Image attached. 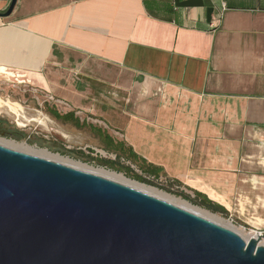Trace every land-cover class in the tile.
<instances>
[{
  "label": "crops",
  "instance_id": "obj_1",
  "mask_svg": "<svg viewBox=\"0 0 264 264\" xmlns=\"http://www.w3.org/2000/svg\"><path fill=\"white\" fill-rule=\"evenodd\" d=\"M0 68L264 229V0H17Z\"/></svg>",
  "mask_w": 264,
  "mask_h": 264
},
{
  "label": "water",
  "instance_id": "obj_2",
  "mask_svg": "<svg viewBox=\"0 0 264 264\" xmlns=\"http://www.w3.org/2000/svg\"><path fill=\"white\" fill-rule=\"evenodd\" d=\"M261 236L0 144V264H264Z\"/></svg>",
  "mask_w": 264,
  "mask_h": 264
},
{
  "label": "rangeland",
  "instance_id": "obj_3",
  "mask_svg": "<svg viewBox=\"0 0 264 264\" xmlns=\"http://www.w3.org/2000/svg\"><path fill=\"white\" fill-rule=\"evenodd\" d=\"M0 97L16 103L20 107L18 113L11 112L5 106L0 107V122L10 131L7 135L0 134L1 145L5 144L17 151L50 160L53 159V161L56 160L72 167L75 166L78 169L99 175L105 174L115 178V180L145 187L162 197L172 200L176 204L202 211L225 224H229L243 236L253 235V232L245 228L237 219L211 212L185 200L176 192V187H172L162 176L157 180L151 178L152 183L147 184L135 180L130 175L125 174L124 171L114 170L102 166L94 160L79 157L76 154L77 151H82L93 158H115V153L108 151L105 148V143L89 127V125H92L102 129L103 126L86 119L84 116H78L79 120L84 123L82 126L56 120L49 114L48 108L53 107L60 113L67 111L48 99L43 93L33 89L30 84L24 82V79L17 76L16 73L4 74L0 72ZM66 151H72V153L70 154ZM89 151L92 152L89 153ZM122 162L130 164L127 161ZM131 167L136 173H140L136 165L132 164ZM259 244L264 246V233L259 239Z\"/></svg>",
  "mask_w": 264,
  "mask_h": 264
},
{
  "label": "trees",
  "instance_id": "obj_4",
  "mask_svg": "<svg viewBox=\"0 0 264 264\" xmlns=\"http://www.w3.org/2000/svg\"><path fill=\"white\" fill-rule=\"evenodd\" d=\"M49 114L55 118L56 120H59L61 122H70L76 126H82L84 123L79 120L77 116L74 115L73 112H65V113H60L57 109L55 108H48L47 109ZM92 131H94L98 137L105 143V148L108 151H112L115 153V158L110 159V158H102V157H90V155L85 154L82 151H77L76 154L79 157H82L84 159L88 160H94L96 163L112 168L114 170L118 171H124L125 174L130 175L132 178L139 182L151 184L152 181L150 180L151 178L153 179H158L159 178V170L155 167H152L150 165H145L144 163H139L137 160V157L131 152L130 149L126 148V146L121 142L114 140L111 136L108 135V133L101 128L93 127L92 125H89ZM69 152L70 154L72 151H66ZM92 151H89L91 153ZM127 161L130 164H125L122 161ZM134 164L138 167L140 170V173H136L131 165ZM167 182L172 186H178L176 185L175 182L169 181L166 179ZM176 192L182 196L185 200L190 201L191 203L198 205L204 209H207L211 212L214 213H220L221 215L228 217L227 212L220 206L210 202L206 198H203L201 195L195 193L194 196H191L190 194L185 193L183 190H180L179 188L175 189Z\"/></svg>",
  "mask_w": 264,
  "mask_h": 264
},
{
  "label": "bare ground",
  "instance_id": "obj_5",
  "mask_svg": "<svg viewBox=\"0 0 264 264\" xmlns=\"http://www.w3.org/2000/svg\"><path fill=\"white\" fill-rule=\"evenodd\" d=\"M0 72L1 73H4V74H12V73H10V72H8L7 70H5V69H3V68H0ZM16 76V75H15ZM3 106H5V107H7L11 112H13V113H18L19 112V110H20V107H19V105L18 104H16V103H14V102H11V101H9V100H4V99H2L1 97H0V107H3ZM8 144H10V143H8ZM4 146H6V147H8V148H10V146H8V145H5V144H3ZM53 160V159H52ZM56 161V160H55ZM59 162V161H58ZM62 163V162H61ZM66 165V164H65ZM69 166V165H68ZM72 167V166H71ZM74 168H77L78 169V167H75V166H73ZM82 170V169H81ZM85 171V170H84ZM90 172V171H89ZM93 173V172H92ZM96 174V173H95ZM99 175V174H98ZM101 176H103V177H106V178H108V179H111V180H114V181H117V182H120V183H123V184H125V185H128V186H130V187H133V188H135V189H138V190H140V191H142V192H144V193H147V194H149V195H152V196H154V197H157V198H159V199H162V200H164V201H167V202H169V203H172V204H174V205H176V206H178V207H181V208H183V209H186V210H188V211H191V212H193V213H195V214H197V215H199V216H201V217H204V218H206V219H208V220H210V221H212V222H215V223H217V224H219V225H222V226H224V227H227V228H229V229H232L233 231H235L236 233H238V234H240L238 231H236V230H234V228L232 227V226H230L229 224H225V223H223V222H221L220 220H217L216 218H213L212 216H210V215H208V214H206V213H204V212H202V211H199V210H193V209H190V208H188V207H185V206H182V205H180V204H176L175 202H173L172 200H170V199H168V198H165V197H162L161 195H159V194H156V193H154V192H152V191H150V190H148L147 188H145V187H140V186H136V185H134V184H131V183H127V182H123V181H120V180H115V178H112V177H110V176H108V175H103V174H100ZM241 235V234H240ZM250 235V234H249ZM242 237H244L245 239H248L250 236H248V235H246V236H243V235H241Z\"/></svg>",
  "mask_w": 264,
  "mask_h": 264
},
{
  "label": "flooded vegetation",
  "instance_id": "obj_6",
  "mask_svg": "<svg viewBox=\"0 0 264 264\" xmlns=\"http://www.w3.org/2000/svg\"><path fill=\"white\" fill-rule=\"evenodd\" d=\"M9 133H10V131L7 130V129L3 126V124L0 122V134H1V135H7V134H9Z\"/></svg>",
  "mask_w": 264,
  "mask_h": 264
},
{
  "label": "built area",
  "instance_id": "obj_7",
  "mask_svg": "<svg viewBox=\"0 0 264 264\" xmlns=\"http://www.w3.org/2000/svg\"><path fill=\"white\" fill-rule=\"evenodd\" d=\"M16 74H17V73H16ZM17 76L22 77V76L19 75V74H17ZM24 82H25V80H24ZM176 188H178V187H176ZM254 233H259V234L263 235V233H264V229H262V230H258V231H253V234H254Z\"/></svg>",
  "mask_w": 264,
  "mask_h": 264
}]
</instances>
